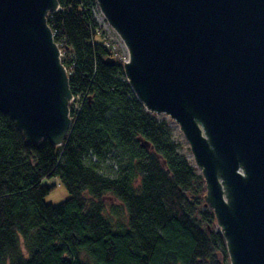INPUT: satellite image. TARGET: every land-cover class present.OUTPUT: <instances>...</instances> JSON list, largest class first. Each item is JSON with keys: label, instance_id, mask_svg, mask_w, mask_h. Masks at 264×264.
Here are the masks:
<instances>
[{"label": "trees", "instance_id": "16d2710c", "mask_svg": "<svg viewBox=\"0 0 264 264\" xmlns=\"http://www.w3.org/2000/svg\"><path fill=\"white\" fill-rule=\"evenodd\" d=\"M59 3L48 23L73 124L59 146L30 143L0 111V264H230L203 176L102 41L96 0ZM51 178L70 195L57 205L45 200Z\"/></svg>", "mask_w": 264, "mask_h": 264}, {"label": "water", "instance_id": "95a60500", "mask_svg": "<svg viewBox=\"0 0 264 264\" xmlns=\"http://www.w3.org/2000/svg\"><path fill=\"white\" fill-rule=\"evenodd\" d=\"M96 2L128 49L137 98L185 135L230 264H264V0ZM59 9V0H0V111L30 143L59 146L73 124L48 23Z\"/></svg>", "mask_w": 264, "mask_h": 264}, {"label": "rangeland", "instance_id": "374dc122", "mask_svg": "<svg viewBox=\"0 0 264 264\" xmlns=\"http://www.w3.org/2000/svg\"><path fill=\"white\" fill-rule=\"evenodd\" d=\"M93 15L99 25L100 28L99 32L100 35H102L101 37L102 41L104 43L109 42L111 46L110 48L114 51L115 56L119 57L125 62L126 59H129L128 49L125 43L123 42V40L121 39V37L118 35V33L109 25L98 5L93 6ZM70 104H72V106L75 107L77 103L75 100H73L71 101ZM158 117L159 119L164 120L168 123L171 130L172 139L179 145V152L189 160L190 164L195 169H197V166L193 164L191 160L188 158L189 154H192V151L180 127L177 128L175 126H172L171 120L167 116L158 115ZM45 182L48 183L49 185H53L52 190L45 198L47 202L57 205L69 198L70 195L67 189L60 183L58 178L47 179ZM108 202H109L108 207H110L111 203L120 206L119 203L115 200L111 199L108 200ZM120 210L123 211L122 208ZM119 216L120 218H122L123 221H126V217L124 216V214H120ZM216 228L219 230L217 221H216Z\"/></svg>", "mask_w": 264, "mask_h": 264}, {"label": "bare ground", "instance_id": "6f19581e", "mask_svg": "<svg viewBox=\"0 0 264 264\" xmlns=\"http://www.w3.org/2000/svg\"><path fill=\"white\" fill-rule=\"evenodd\" d=\"M167 117H168V116H167ZM168 118L171 120V125H172V126H175V127H177V128L180 127V126L178 125V123H177L175 120L171 119L170 117H168ZM188 158L191 160V162H192L193 164L196 165V163H195V159H194V157H193V154H189ZM197 170H199V168H197Z\"/></svg>", "mask_w": 264, "mask_h": 264}, {"label": "built area", "instance_id": "2783aa9c", "mask_svg": "<svg viewBox=\"0 0 264 264\" xmlns=\"http://www.w3.org/2000/svg\"><path fill=\"white\" fill-rule=\"evenodd\" d=\"M104 44H105L107 47H109V48L111 47L110 44H109V42H105ZM110 49H111V48H110ZM111 51L114 53V51H113L112 49H111ZM126 61H128V59H126L125 62H126ZM73 99H74V97H73ZM73 99H72L71 101H73Z\"/></svg>", "mask_w": 264, "mask_h": 264}]
</instances>
